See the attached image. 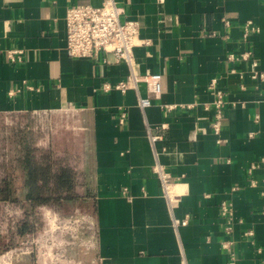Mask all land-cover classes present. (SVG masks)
Returning <instances> with one entry per match:
<instances>
[{"label": "crops", "instance_id": "1", "mask_svg": "<svg viewBox=\"0 0 264 264\" xmlns=\"http://www.w3.org/2000/svg\"><path fill=\"white\" fill-rule=\"evenodd\" d=\"M104 1L0 0V114L75 107L76 190L92 193L97 228L92 264H264V79L252 77L264 73V0H116L148 42L135 49L139 71L162 76L161 98L144 111L135 90H101L127 66L67 53L68 8ZM247 22L260 32L246 40ZM249 51L256 69L242 58ZM214 79L230 102L218 135L207 109ZM158 165L171 176L168 195ZM223 202L234 208L231 235Z\"/></svg>", "mask_w": 264, "mask_h": 264}, {"label": "rangeland", "instance_id": "2", "mask_svg": "<svg viewBox=\"0 0 264 264\" xmlns=\"http://www.w3.org/2000/svg\"><path fill=\"white\" fill-rule=\"evenodd\" d=\"M73 118L55 112L49 116L0 114V182L8 172L19 174L18 159L25 145L35 148L39 164L53 168L80 167V142ZM46 144H43V143ZM79 185L82 176L79 175ZM79 194L85 195L82 190ZM91 203H67L63 212L54 206L32 207L26 201L0 202V239L17 245L4 251L0 264H92L95 259L97 228ZM23 225L33 233L22 240ZM2 244V245H3Z\"/></svg>", "mask_w": 264, "mask_h": 264}, {"label": "built area", "instance_id": "3", "mask_svg": "<svg viewBox=\"0 0 264 264\" xmlns=\"http://www.w3.org/2000/svg\"><path fill=\"white\" fill-rule=\"evenodd\" d=\"M67 26V53L73 58L90 59L96 62L104 63L114 62L128 67V75L125 79L110 84L105 82L101 90L109 92L112 90L125 94L129 90H135L137 93V102L139 108L143 111L152 107L154 100H159L162 94V76L161 74H143L139 71V64L135 56V49L148 42L140 37V23L127 17L125 7L118 4L116 0H105L101 6L93 5H75L70 6L66 13ZM244 37L247 40L253 33L260 32L259 28L252 22L244 25ZM20 51H10L8 58L12 62L20 60ZM242 58L251 60L253 67L258 68V62L254 59V52L249 51L243 54ZM235 56L231 55L230 60ZM254 79H264V73L255 71L252 76ZM217 79H214L210 89L215 92V99L207 109L214 110V120L212 129L216 135L221 133L226 110L229 101L226 94L217 89ZM144 86L147 96H143L141 87ZM32 89V87H29ZM160 107L165 112H170L177 108L174 105H165L160 103ZM70 113L67 116L75 117V107L70 105L66 108ZM55 111H34L32 115L54 114ZM23 114V113H12ZM126 115L122 114L121 121L124 122ZM258 119V116H257ZM156 141L157 137H151ZM154 174L161 181L163 192L168 195L171 187V176L165 171L164 167L158 165L153 168ZM221 216L225 222V234L231 235L234 230V208L232 204L223 202L221 205ZM186 224L187 221L182 222ZM175 224H179L175 222ZM247 237L253 235V231L245 234ZM233 242L224 241L222 247L226 250L232 249ZM235 258H233L234 261Z\"/></svg>", "mask_w": 264, "mask_h": 264}, {"label": "trees", "instance_id": "4", "mask_svg": "<svg viewBox=\"0 0 264 264\" xmlns=\"http://www.w3.org/2000/svg\"><path fill=\"white\" fill-rule=\"evenodd\" d=\"M24 155L18 159L19 174L6 173L0 182V202L19 203L26 201L32 207L41 205L54 206L57 211L63 212V204L88 203L92 193L81 195L76 190V174L73 167L63 165L56 170L50 165L39 164L40 158L35 154L36 149L25 145ZM55 170V171H54ZM23 225L19 231L22 240L33 233ZM4 251L17 245L3 244ZM3 253V251H0Z\"/></svg>", "mask_w": 264, "mask_h": 264}]
</instances>
